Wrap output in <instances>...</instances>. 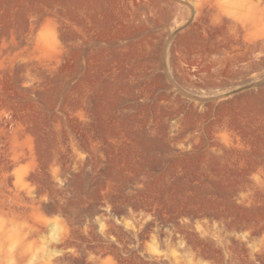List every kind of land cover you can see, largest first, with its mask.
I'll return each mask as SVG.
<instances>
[{"label":"rangeland","instance_id":"374dc122","mask_svg":"<svg viewBox=\"0 0 264 264\" xmlns=\"http://www.w3.org/2000/svg\"><path fill=\"white\" fill-rule=\"evenodd\" d=\"M0 264H264V0H0Z\"/></svg>","mask_w":264,"mask_h":264},{"label":"bare ground","instance_id":"6f19581e","mask_svg":"<svg viewBox=\"0 0 264 264\" xmlns=\"http://www.w3.org/2000/svg\"><path fill=\"white\" fill-rule=\"evenodd\" d=\"M62 238H60V240H61Z\"/></svg>","mask_w":264,"mask_h":264}]
</instances>
